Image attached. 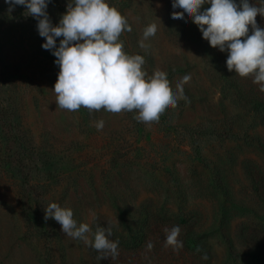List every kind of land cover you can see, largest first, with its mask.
I'll use <instances>...</instances> for the list:
<instances>
[{"label":"rangeland","instance_id":"1","mask_svg":"<svg viewBox=\"0 0 264 264\" xmlns=\"http://www.w3.org/2000/svg\"><path fill=\"white\" fill-rule=\"evenodd\" d=\"M106 2L127 17L132 31L119 39L128 55L145 58L149 75L166 72L174 91L191 75L188 101L150 124L134 118L138 110L59 109L60 68L42 48L38 21L0 0V264H256L252 254H263L264 264V92L228 71L227 53L212 48L187 13L172 19V0ZM68 3H49L54 26ZM153 23L158 31L141 48ZM257 24L264 27V17ZM10 122L25 154L8 149ZM50 203L71 208L91 227L90 240L111 225L118 258L98 260L90 245L45 221ZM175 225L179 254L164 247V229Z\"/></svg>","mask_w":264,"mask_h":264},{"label":"clouds","instance_id":"2","mask_svg":"<svg viewBox=\"0 0 264 264\" xmlns=\"http://www.w3.org/2000/svg\"><path fill=\"white\" fill-rule=\"evenodd\" d=\"M5 3L9 11L25 6L24 14L38 21L37 31L46 41L42 48L52 52L60 68L54 86L59 109L77 112L84 107L90 115L101 109L109 113L138 110L134 118L150 124L158 123L167 109L177 108L180 100L188 101L184 85L190 82L191 75L183 76L175 91L166 72L157 69L149 75L143 69L145 58L128 55L119 39L122 33L132 31L127 17L110 7L106 0H69L66 13L55 26L47 11L51 0H5ZM206 4L209 7L205 8ZM172 8V19L182 20L187 13L203 39L212 48L227 53L229 72L240 78H251L259 91L264 92V27L257 24V16L264 17V6H256L251 0H239V3L236 0H172ZM157 31L155 23L148 25L140 47H148L144 41L154 37ZM58 38L62 39L57 46ZM95 127L102 131L104 121H96ZM44 212V220L54 219L67 237L94 248L99 253L98 260L118 258L119 241L109 239L111 225L97 227L93 241L88 235L91 227L78 224L71 208L50 203ZM164 233V247L179 254L184 246L179 239L180 226L165 228ZM147 247L151 250L154 245L148 243ZM202 259L207 260V255Z\"/></svg>","mask_w":264,"mask_h":264},{"label":"trees","instance_id":"3","mask_svg":"<svg viewBox=\"0 0 264 264\" xmlns=\"http://www.w3.org/2000/svg\"><path fill=\"white\" fill-rule=\"evenodd\" d=\"M239 3V1H237ZM5 116H9L7 114V111H5ZM7 114V115H6ZM5 123V122H4ZM7 136V141L10 143L8 149L12 151H15L17 147L19 148L20 153L23 152L25 154L27 152V146L25 145L24 141L20 138V132L16 127L15 123L10 122L8 125L5 124L4 126ZM16 144V147L14 146ZM197 250H199V247H195ZM238 257V256H237ZM252 257L254 259V263L261 264L263 262V254H252Z\"/></svg>","mask_w":264,"mask_h":264}]
</instances>
